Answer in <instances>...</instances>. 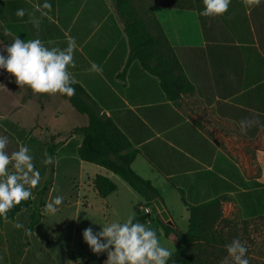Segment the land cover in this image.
<instances>
[{"label": "crops", "instance_id": "1", "mask_svg": "<svg viewBox=\"0 0 264 264\" xmlns=\"http://www.w3.org/2000/svg\"><path fill=\"white\" fill-rule=\"evenodd\" d=\"M187 1L191 3L157 2L152 7L195 86L193 94L183 95L177 102L168 100L159 79L138 61L127 65L128 40L121 34L124 25L112 0H10L0 6L5 20L0 21L3 29H7L6 20L18 17L16 11L22 8L26 10L22 19L26 20L19 23L24 25H18L17 31L24 37L37 39L41 32L52 28L55 36L41 41L49 48L61 49L67 47L69 37L75 38V67L69 66V71L102 112L113 117L142 151L132 167L153 183L165 202L168 196L179 194L168 177L212 171L220 158L241 172L260 169L264 173V0L259 5L231 0L228 11L217 17L223 28L221 35L215 24L210 25L207 17H201L203 0ZM45 2L51 4L50 11L42 8ZM42 11L47 15L42 16ZM33 18L41 21L39 31L33 27ZM11 36L15 37L12 33ZM93 62L102 71H92ZM253 117L263 121L243 133L240 121ZM88 123L87 117V121L71 130L73 135L68 140L54 134L58 147L46 204L56 196H62L63 203L55 214L45 207L34 234L55 264H84L92 253L84 242V229L92 227L99 232L103 226L136 215L137 206H147L145 199L118 175L79 158L83 133L74 134V130ZM237 137L241 140L237 141ZM215 173L224 183L234 184L223 174ZM98 175L108 177L117 186L106 198L96 189ZM251 180L255 184L252 191L264 185V176ZM191 196L200 198L195 191ZM180 199L189 214L187 230L177 223L172 207L165 209L179 230L186 232L190 212L181 196ZM143 224L154 230L161 245L173 253L168 261L172 264L177 241L166 237L153 219ZM4 234L0 227V264H11ZM37 255L41 258V254Z\"/></svg>", "mask_w": 264, "mask_h": 264}, {"label": "trees", "instance_id": "2", "mask_svg": "<svg viewBox=\"0 0 264 264\" xmlns=\"http://www.w3.org/2000/svg\"><path fill=\"white\" fill-rule=\"evenodd\" d=\"M7 1L10 0H0V6L2 2ZM112 1L124 25L121 34L128 40L130 52L127 65L138 61L145 71L159 79L160 87L172 102H177L183 95L193 94L195 86L153 9L151 22L139 12L134 4L135 0ZM25 20L19 17L6 20L7 29L21 40H31L17 31L18 25H24L19 23H24ZM0 21H5L1 14ZM11 23H14V26ZM13 38L11 35H5L4 29L0 27V39L6 45L12 43ZM72 86L75 88L74 96H61L89 120L87 126L74 130V134L83 133V140L77 151L79 158L112 171L145 199L146 205L152 208V213L144 214L141 206H137L134 222L144 223L153 219L166 237H172L177 241L175 264H220L225 257L227 244L222 228L223 196L241 191L251 193L247 194L248 199L253 201L258 214H264V185L253 191L249 189L238 167L228 163L224 158L215 161L212 171L200 170L194 172L193 176L182 174L168 177L190 212L188 231L179 230L174 223L168 225L161 219L154 204V201L159 199L166 208L160 192L151 181L142 178L132 167L142 151L135 147L134 142L113 117L102 112L99 104L80 83L76 82ZM0 124L20 145L30 149L41 175L39 185L32 190L34 198L23 201L11 209L7 214V220L0 217V227L5 232L4 238L11 256V264H55L36 238L34 231L43 219L52 186L53 164H51V172L48 173L50 165L42 164V160L45 158V151L54 157L58 144L43 142L33 135L31 130L23 128L10 118L1 120ZM146 159L155 167V163L147 156ZM215 172L228 177L234 184L214 182L212 174ZM95 186L103 198L117 190L116 184L103 175L96 177ZM194 191L200 194V198L193 199L189 195ZM17 223L24 227H15ZM37 253L41 254V258ZM106 259L107 253L96 255L92 252L84 264H104Z\"/></svg>", "mask_w": 264, "mask_h": 264}, {"label": "clouds", "instance_id": "3", "mask_svg": "<svg viewBox=\"0 0 264 264\" xmlns=\"http://www.w3.org/2000/svg\"><path fill=\"white\" fill-rule=\"evenodd\" d=\"M246 5H259L261 0H243ZM231 0H203L204 17L223 16L229 9ZM51 4L45 2L43 9L51 10ZM25 9H18L16 15L24 17ZM42 16L47 12L42 11ZM33 27L39 31L41 21L32 19ZM5 35H11L4 29ZM0 52V69L6 70L15 78L21 87H28L34 94L57 93L72 97L76 80L69 71V66L75 67L74 51L77 48L74 37H69L66 48L47 47L40 39L21 40L18 36L12 43L5 45ZM6 52L7 55H4ZM92 71H102L95 62L91 65ZM259 124L256 117L245 118L240 121L243 133ZM9 144L7 136H0V217L7 220L8 212L23 201L33 199V189L41 180L36 168L34 157L27 146L21 145L18 150L9 153L6 151ZM42 164L51 165L54 157L46 151ZM63 203L62 196H56L46 204V210L55 214L57 206ZM135 214L129 215L124 222H112L103 226L99 232L92 227L84 229V242L96 254L107 253L104 264H168L173 253L163 247L154 230L140 222H134ZM17 228H23L17 223ZM227 255L220 264H249L246 258L247 247L238 238L225 245ZM172 264L175 261L172 260Z\"/></svg>", "mask_w": 264, "mask_h": 264}, {"label": "rangeland", "instance_id": "4", "mask_svg": "<svg viewBox=\"0 0 264 264\" xmlns=\"http://www.w3.org/2000/svg\"><path fill=\"white\" fill-rule=\"evenodd\" d=\"M191 1V0H190ZM161 2L166 4L191 3L187 0H135V6L139 12L152 22V7L155 3ZM196 3L192 1V4ZM208 23L217 27V32L223 34V28L218 22L217 17H207ZM54 37V30L47 29L41 32L37 38ZM5 45V44H4ZM0 40V47L4 46ZM2 52V48H0ZM7 55L6 52H3ZM195 57H193L194 59ZM197 59H201L198 57ZM10 118L19 123L23 128L31 130L33 135L37 136L45 143L54 144L59 135L60 139L72 137L71 130L87 121L85 115L77 113L70 102L61 97V94H34L28 87H21L15 82V78L6 70L0 69V121ZM260 121H263L259 118ZM0 136H7L9 140L6 151L11 153L18 150L20 143L7 132L0 124ZM237 141L241 137L236 138ZM239 169V168H238ZM51 165L48 173L51 172ZM78 171V168H77ZM243 181L249 189L255 187L251 180L254 176H264L260 169L250 173L247 170L240 171ZM51 176V174H50ZM52 177V176H51ZM244 178H248L246 182ZM216 183H224V179L214 173L212 177ZM78 181V180H77ZM252 192V191H251ZM191 193L189 195L191 196ZM246 191L235 194H226L223 196V222L222 228L227 239V244L231 243L234 238H238L247 247L246 258L249 264H264V214H258L253 201L249 200ZM192 197V196H191ZM166 207H172L176 212L175 219L180 227L184 230L188 228L189 214L181 202L179 194L167 198ZM227 251L225 249V256Z\"/></svg>", "mask_w": 264, "mask_h": 264}, {"label": "water", "instance_id": "5", "mask_svg": "<svg viewBox=\"0 0 264 264\" xmlns=\"http://www.w3.org/2000/svg\"><path fill=\"white\" fill-rule=\"evenodd\" d=\"M155 207L159 212V215L161 217V219L167 223L168 225H173V221L171 220L170 214L168 213V211L165 209L164 205L162 204V202L157 199L154 201Z\"/></svg>", "mask_w": 264, "mask_h": 264}, {"label": "built area", "instance_id": "6", "mask_svg": "<svg viewBox=\"0 0 264 264\" xmlns=\"http://www.w3.org/2000/svg\"><path fill=\"white\" fill-rule=\"evenodd\" d=\"M141 210H142V212H143L144 214L152 213V208L149 207V206H144V207L141 208Z\"/></svg>", "mask_w": 264, "mask_h": 264}]
</instances>
